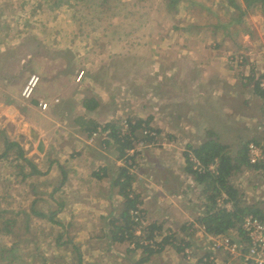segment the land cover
Listing matches in <instances>:
<instances>
[{
	"label": "rangeland",
	"instance_id": "obj_1",
	"mask_svg": "<svg viewBox=\"0 0 264 264\" xmlns=\"http://www.w3.org/2000/svg\"><path fill=\"white\" fill-rule=\"evenodd\" d=\"M236 1L244 10L243 0ZM101 5L98 0H0V15L10 12L4 32L11 36L21 34L25 39V46L21 48L34 46L44 58V54L55 59L61 55L63 74L69 71L72 61L69 53L72 51H64L65 48L74 45L72 50H81L90 56L94 67L89 69L93 68L94 80L99 78L98 83L103 87L94 88L100 95L95 94L93 98L105 103L100 108L101 113L108 114L104 123L111 121L116 127L121 119L146 120L158 131L161 145L149 149L132 173L129 197L137 198L145 222L162 223L157 221L156 214L160 209L165 210V201L164 206L160 204V194H165V188L155 184L154 178L163 177L165 162H153L152 166L149 162L152 154H164L161 157L164 158L168 153L174 157L170 152L177 147L173 144L185 146L188 143L195 147L197 141L201 145L210 138V134L206 136L208 133L215 134L214 139L226 145L232 156L248 142L256 141L264 146V135L256 130L264 121V105L254 96V81L249 80L251 74L264 66V15L259 5L239 15L226 0H111L108 10L102 9V13ZM77 37L79 45L74 41ZM231 55L242 56L244 63L234 67L228 61ZM26 59H32L28 52ZM81 62L82 59L74 66L77 75L82 73ZM169 115L176 123L172 126L175 129L168 126L172 119ZM198 116L205 118L201 121L205 127L210 125L211 131L199 139L179 138L176 132H188L189 122ZM17 130H13L11 138L18 141L20 131ZM6 131L7 128L2 130L0 125V155ZM206 131L203 129L202 134ZM193 134L195 131L190 132ZM38 142L30 136L22 142V148L25 157L38 170H44L43 175L22 179L20 169L24 168L23 172L29 174L30 168L17 159L13 151L7 159H0V222L8 220L13 227L10 235L0 233V264H76L73 248L57 244L60 235L63 241L69 240L80 250L82 264H101L99 261L104 260L99 242L71 224L75 218L66 211L67 193L58 178L54 179L55 176L45 171L51 152L45 149L46 156H42ZM91 146L100 148V152L108 150L97 142ZM119 159L112 161L111 167L124 168L126 165ZM185 166L188 167L186 163ZM147 167V178H144L141 170ZM189 176L194 181L193 176ZM231 181L242 194L244 203L260 208L264 214V171L243 167V172H237ZM194 182L195 192L204 199L202 186ZM193 194L197 197L192 191L190 199ZM203 204L197 200V208L193 210L203 215ZM32 206L44 214L56 212L55 218L64 229L31 214ZM159 218L165 219V215ZM188 232L198 235L191 228ZM156 233L161 235L158 240L166 235L180 246L174 230L165 231V221ZM128 245L134 248L131 243ZM195 246L197 254H202ZM137 250L144 257L142 249Z\"/></svg>",
	"mask_w": 264,
	"mask_h": 264
},
{
	"label": "crops",
	"instance_id": "obj_2",
	"mask_svg": "<svg viewBox=\"0 0 264 264\" xmlns=\"http://www.w3.org/2000/svg\"><path fill=\"white\" fill-rule=\"evenodd\" d=\"M1 13L6 15H0V125L2 130L7 128L5 133L7 138H3L4 144L6 141L19 143L18 145L25 154L22 142L30 139L31 136V139L39 141L38 150L39 147L43 153L45 149L50 150V156L46 159L49 166L45 171L51 177L55 176L54 179L58 178V183L60 182V186L67 193L66 211L68 214L72 213L75 218H72L71 224L89 233V238L99 242L100 254L103 255L104 260V262L99 261L101 264H182L180 247L176 241L167 243L161 252L151 256L145 262H140L143 258L140 251H133L129 245L113 242L111 239V220L119 217L124 209L125 199L119 194L118 187L113 185V181L119 174L118 165L113 168L111 167L113 165L110 164L119 159V152L114 140L110 137L106 152H100V148L96 149L88 143L89 131L92 126L98 127L112 123L111 121L104 123L108 114L104 115L100 112V108L105 103L101 104L100 100L93 98L95 94L100 95L99 92H95L94 88L103 89V87L98 83L99 78L94 80L93 68L89 69L94 67L93 64L91 66L90 56L84 55L81 50L79 52L76 49L72 50L71 47L74 45L65 48L64 51L67 49L72 51L69 52L72 61L69 64V71L63 74V70H60L64 67L61 55H59L60 58L55 59L52 55L44 54V58L34 46L21 48L25 46V39L21 34L12 36L5 34L4 23L10 12ZM37 39H42V37ZM74 41L79 45L80 38H74ZM26 51L29 57H32L30 61L26 59ZM85 56L86 58H84ZM80 59L83 63L81 72L85 73V78L83 77L82 81L77 83L78 70L74 66L79 63ZM56 66L59 69H56ZM32 75L38 76L40 82L33 97L30 100H24L21 91L27 78ZM89 99L97 102V106L91 111L83 106V103ZM40 102L48 104L46 111L39 108ZM70 108L73 109V112L70 111ZM198 117L200 120L195 117L189 122L188 127L185 125L188 132L180 131L178 133L175 131L179 138L183 140L194 139V137L199 139L211 131L212 128L208 127L210 125L207 124L206 128V124L204 125L203 120L201 121L205 118ZM170 118H172L171 115H169ZM169 123L170 125L166 124L165 126L176 125L173 118L169 120ZM14 129L20 131L18 141L11 138ZM203 129L208 131L202 134ZM192 131H195V134L190 135ZM169 134L171 133L169 132ZM209 134L212 133H208L206 136ZM101 142L98 143L99 146H105ZM173 145L177 147H173L170 152L174 157L165 153L164 158H161L164 154L155 153L149 159L152 166L159 161L164 160L165 162L163 177L161 179L154 178L155 184L165 188V194H160V204L164 206L162 203L165 201V210L160 209V212L156 214L157 221L162 223L156 221L152 223L162 226L165 221V231L170 232L173 229L179 243H189L188 240L192 239L191 241L197 245L201 252L207 253L208 248L203 242V236L199 235L200 232L195 227L199 224L204 213L202 215L200 211L196 213L193 210L195 207L197 208L196 201L200 199L204 203V199L195 192V186H193L195 182L189 178L185 161L181 160H184L186 149L198 148L200 144L197 141L195 147L188 146V143L185 146ZM42 156H46V152ZM115 158L116 160H114ZM145 169L141 170L144 178L149 170L148 167ZM247 169L253 170L251 167ZM39 171L40 175L45 173L43 169L42 171L39 169ZM94 174L101 177H94ZM192 191L197 194V197L193 194V199H190ZM147 194H150L148 190ZM154 196L155 194L152 197L153 200ZM194 197L197 200L194 201ZM174 198H176L175 202H173ZM203 209L204 204L201 210ZM163 215H165V219H160L159 217ZM189 228L198 235L192 236L188 232ZM223 259L229 264H245L242 260L231 261L227 257H223Z\"/></svg>",
	"mask_w": 264,
	"mask_h": 264
},
{
	"label": "trees",
	"instance_id": "obj_3",
	"mask_svg": "<svg viewBox=\"0 0 264 264\" xmlns=\"http://www.w3.org/2000/svg\"><path fill=\"white\" fill-rule=\"evenodd\" d=\"M84 1V0H79ZM101 5V13L102 9L107 11L108 5L111 0H98ZM174 2V1H173ZM226 2L230 5L233 10H235L239 15H245L249 11L253 10L254 6L259 5L261 8V12L264 15V0H243L245 4V9L243 10L241 5L236 0H226ZM260 78H264V74L260 76ZM259 78V79H260ZM253 80L252 77L249 80ZM258 80H255L253 85V94L256 98L261 100L264 105V90L259 87ZM85 109L91 111L95 109L97 106V102L95 100H87L83 103ZM130 123L131 120L128 119ZM149 122L146 120H138L135 121L134 125H132L131 131L134 133L136 130L142 127V125H148ZM97 127L92 126L89 133L96 131ZM105 130H110V137L114 140V144L119 152V158L123 156L125 149L131 146V142L120 139L117 137L116 128L111 123H106L104 125ZM158 132V131H157ZM215 135L210 134V138H208L202 145L198 148H191V151L200 159V161L204 165L211 164L214 160H218V169L216 174L205 173L203 175H197L194 171L191 170L189 164L187 167V172L193 176L194 181L197 182L203 188L204 198V215L199 220L200 224H203L206 228L207 233L211 235H223L228 233L231 230L240 229L239 226L244 219V217L248 215H253L257 217L259 220L264 222V214L261 213L260 208L256 209L254 206L248 207L246 202L244 203L243 196L240 194L239 190L236 189L231 181L232 176L236 175L237 172L242 173L243 167L249 168L251 167L253 170H263L264 171V163L257 165H250L247 160V143L244 145L235 156H232L228 151V147L219 143L214 139ZM110 139V138H109ZM108 141L104 140L101 143L107 147ZM254 143H259L256 141H252ZM14 152L16 154V158L22 160L26 163L30 168V173L25 174L23 172L24 168L20 169V175L22 179H26L28 176H38L40 175V171L37 167L24 155V151L20 148V146L15 142L6 141L4 144V150L0 155V159H7L10 152ZM187 163V162H186ZM119 174L117 178L113 181V185L118 187L119 194L124 197V209L121 214L117 218H113L111 220V235L112 241L120 244L131 243L134 245L133 251L137 249H142L144 257L140 262H145L151 256L161 252L167 243H170V237L166 236L161 241L155 242V246L157 249L150 247L149 245L139 244L138 238H135L132 234V226L133 221L131 220L130 211L135 207L137 203L136 197H129L130 189H131V180L132 176L128 173L127 168H118ZM94 177L100 178L101 176L98 174H94ZM225 194L229 200L232 202L233 210L231 212H226L224 210H216L215 204L216 199L221 195ZM31 214L34 216L41 217L49 220V222L53 223L55 226H59L60 230L64 229L62 223L55 218L56 212H50L49 214H44L34 210V207H31ZM30 214H25L28 217ZM10 221L6 220L5 222H0V233H4L6 235H10L13 232V227L11 228ZM27 229V226L24 227ZM161 230V225L156 223H152L148 228V236L146 239L154 240V232ZM62 241V242H61ZM131 241V242H130ZM57 244L59 246H66L73 248L76 257V264H82V256L80 254V250L73 246L70 241H63L62 235L57 238ZM179 251H182L180 247ZM139 262V263H140Z\"/></svg>",
	"mask_w": 264,
	"mask_h": 264
},
{
	"label": "built area",
	"instance_id": "obj_4",
	"mask_svg": "<svg viewBox=\"0 0 264 264\" xmlns=\"http://www.w3.org/2000/svg\"><path fill=\"white\" fill-rule=\"evenodd\" d=\"M228 59L229 63L236 68L244 63L243 57L239 55H231ZM263 74L264 66L251 74L254 82L258 80L259 87L262 90H264V78H260V76ZM83 77V73L79 74L76 79L77 83H80ZM38 83V76H30L21 91L22 98L29 100L33 96ZM39 108L42 111H46L48 104L40 102ZM134 123L135 121L133 120L129 123L128 119H121L118 126H114L118 138L131 142V146L125 149L123 156L119 159L120 163L123 162V165H126L124 168H127L130 176L141 165V160L148 153V150L161 145L159 142V133L149 125H142L141 128L132 133L131 128ZM256 130L258 133L264 135V123H259L256 126ZM109 138L110 130H105L104 125H101L97 127L96 131L90 133L88 143L92 145L95 142L99 143V141H109ZM184 160L185 163L187 162L186 165L189 164L191 170L197 175H203L207 172L213 175L217 173L219 164L217 159L209 165H204L191 150H187L184 151ZM247 160L253 166L263 164V144L249 142L247 144ZM138 204L130 211L131 220L134 224L131 229L132 234L135 238H138L139 244L149 245L155 248L156 244L154 241L159 242L158 237L160 238L161 235L155 232L154 236L156 237H154V240L146 239L149 233L148 228L151 224L148 221L145 222L144 219L146 218L142 211L143 209ZM215 208L216 210L231 212L233 205L229 198L223 194L216 199ZM195 227L203 236V242H207L206 244L209 250L207 253L197 254V248L194 242L180 243L179 247L182 248V264H229L223 257H227L231 261L242 260L245 264H264V222L257 217L253 215L244 217L239 226L240 229L231 230L223 235H211L207 233L205 226L200 223L195 225Z\"/></svg>",
	"mask_w": 264,
	"mask_h": 264
},
{
	"label": "water",
	"instance_id": "obj_5",
	"mask_svg": "<svg viewBox=\"0 0 264 264\" xmlns=\"http://www.w3.org/2000/svg\"><path fill=\"white\" fill-rule=\"evenodd\" d=\"M39 151L41 152V149H40V147H39Z\"/></svg>",
	"mask_w": 264,
	"mask_h": 264
}]
</instances>
